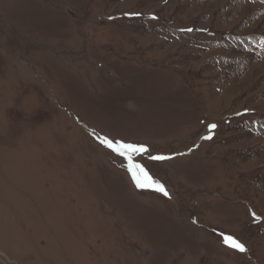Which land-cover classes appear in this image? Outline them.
<instances>
[{
  "label": "rangeland",
  "instance_id": "obj_1",
  "mask_svg": "<svg viewBox=\"0 0 264 264\" xmlns=\"http://www.w3.org/2000/svg\"><path fill=\"white\" fill-rule=\"evenodd\" d=\"M0 264H264V0H0Z\"/></svg>",
  "mask_w": 264,
  "mask_h": 264
},
{
  "label": "snow or ice",
  "instance_id": "obj_2",
  "mask_svg": "<svg viewBox=\"0 0 264 264\" xmlns=\"http://www.w3.org/2000/svg\"><path fill=\"white\" fill-rule=\"evenodd\" d=\"M216 125L213 124L211 125V128H215ZM207 138H211V137H207ZM101 143H103L106 147L110 148L113 152L121 155V156H126L129 159L131 158L132 154H142L148 151L147 148L143 147V146H137V145H133V144H125V143H114L112 140L105 138L104 140L101 141ZM152 159L154 160H165L167 159V157L164 156H154L152 157ZM136 167H140V166H136ZM141 171H143V169H140ZM135 176V173H133ZM137 184L138 186L143 187L144 185L141 184V182L139 180H137ZM156 190L163 192V194L165 196L168 195L167 191L163 188V186H159ZM258 219V218H257ZM224 242L226 244H228L231 248L236 249L240 252H244L246 251L245 246L240 243L239 241L235 240L233 237L231 236H225L224 237Z\"/></svg>",
  "mask_w": 264,
  "mask_h": 264
}]
</instances>
